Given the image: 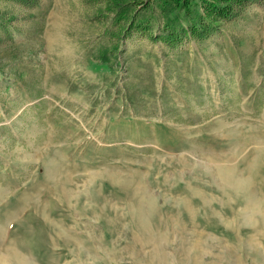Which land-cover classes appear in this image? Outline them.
<instances>
[{
	"label": "rangeland",
	"instance_id": "obj_1",
	"mask_svg": "<svg viewBox=\"0 0 264 264\" xmlns=\"http://www.w3.org/2000/svg\"><path fill=\"white\" fill-rule=\"evenodd\" d=\"M194 20L0 0V264H264L245 218L264 205V0L163 41Z\"/></svg>",
	"mask_w": 264,
	"mask_h": 264
},
{
	"label": "trees",
	"instance_id": "obj_2",
	"mask_svg": "<svg viewBox=\"0 0 264 264\" xmlns=\"http://www.w3.org/2000/svg\"><path fill=\"white\" fill-rule=\"evenodd\" d=\"M175 10L193 18L194 23L187 28H167L163 41L172 48L182 46L191 38L204 40L223 24L240 17L251 5L260 0H162Z\"/></svg>",
	"mask_w": 264,
	"mask_h": 264
},
{
	"label": "bare ground",
	"instance_id": "obj_3",
	"mask_svg": "<svg viewBox=\"0 0 264 264\" xmlns=\"http://www.w3.org/2000/svg\"><path fill=\"white\" fill-rule=\"evenodd\" d=\"M220 172H221L220 176L217 175L216 177H214V179L218 180V182L221 183L222 188L226 189V191H227V189H232L231 191L233 192V190L234 191H238V190L240 191V190L247 188L246 187L247 182L244 181L243 179H240V180L236 179L235 177H233L234 176L233 174H227L228 172H226L224 169H221ZM243 182H245L246 184ZM247 186H248V184H247ZM245 218H247V221H249L251 223V226H253V229L256 228L255 231L258 233V235H260L261 237H264V225H260L261 221L264 224V205L260 206V208L258 207L256 209V211H253L252 214L250 213L248 216H245ZM231 224L232 223H230L229 225H231ZM251 245L252 246H250V250H253L256 253H260L259 250L256 251V249H258V247H259L258 245H256V244L255 245L251 244ZM14 260H15L14 262H16V264H29L27 262V260L21 258L20 255H16L14 257ZM24 260H26V261H24Z\"/></svg>",
	"mask_w": 264,
	"mask_h": 264
},
{
	"label": "crops",
	"instance_id": "obj_4",
	"mask_svg": "<svg viewBox=\"0 0 264 264\" xmlns=\"http://www.w3.org/2000/svg\"><path fill=\"white\" fill-rule=\"evenodd\" d=\"M240 64H241V61H240ZM243 65V64H242ZM242 68H243V66H242Z\"/></svg>",
	"mask_w": 264,
	"mask_h": 264
}]
</instances>
